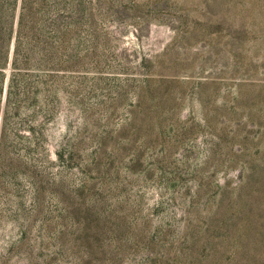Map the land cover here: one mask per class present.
<instances>
[{"label":"rangeland","instance_id":"374dc122","mask_svg":"<svg viewBox=\"0 0 264 264\" xmlns=\"http://www.w3.org/2000/svg\"><path fill=\"white\" fill-rule=\"evenodd\" d=\"M82 1L13 65L15 1L0 264H264V0Z\"/></svg>","mask_w":264,"mask_h":264},{"label":"trees","instance_id":"16d2710c","mask_svg":"<svg viewBox=\"0 0 264 264\" xmlns=\"http://www.w3.org/2000/svg\"><path fill=\"white\" fill-rule=\"evenodd\" d=\"M15 1L16 0H0V68H2L7 61V47L13 32V13ZM46 1L47 0H21L16 28L14 30L16 32V38L11 61L13 65L15 64L14 59H16L18 54L17 39L24 31L28 23L29 27L33 30L32 33H39V38H41L40 34L42 31H44L45 26L48 24V22L44 19V12L48 10ZM65 1L67 0H54L56 6L62 4V2ZM68 2V4L74 9L78 20V14L81 13L84 6L83 1L68 0Z\"/></svg>","mask_w":264,"mask_h":264}]
</instances>
